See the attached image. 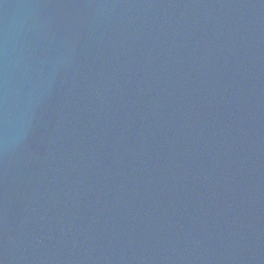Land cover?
Listing matches in <instances>:
<instances>
[{
	"label": "water",
	"instance_id": "water-1",
	"mask_svg": "<svg viewBox=\"0 0 264 264\" xmlns=\"http://www.w3.org/2000/svg\"><path fill=\"white\" fill-rule=\"evenodd\" d=\"M0 264H264V0H0Z\"/></svg>",
	"mask_w": 264,
	"mask_h": 264
}]
</instances>
